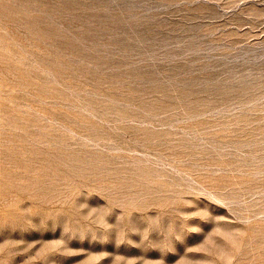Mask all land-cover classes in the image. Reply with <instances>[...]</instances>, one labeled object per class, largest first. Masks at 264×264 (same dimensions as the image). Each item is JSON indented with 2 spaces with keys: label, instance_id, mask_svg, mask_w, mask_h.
<instances>
[{
  "label": "rangeland",
  "instance_id": "obj_1",
  "mask_svg": "<svg viewBox=\"0 0 264 264\" xmlns=\"http://www.w3.org/2000/svg\"><path fill=\"white\" fill-rule=\"evenodd\" d=\"M0 264H264V0H0Z\"/></svg>",
  "mask_w": 264,
  "mask_h": 264
}]
</instances>
